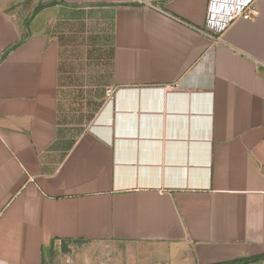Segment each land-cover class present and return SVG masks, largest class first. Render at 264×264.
Listing matches in <instances>:
<instances>
[{
  "label": "crops",
  "instance_id": "1",
  "mask_svg": "<svg viewBox=\"0 0 264 264\" xmlns=\"http://www.w3.org/2000/svg\"><path fill=\"white\" fill-rule=\"evenodd\" d=\"M235 2L0 0V264H264V0Z\"/></svg>",
  "mask_w": 264,
  "mask_h": 264
},
{
  "label": "rangeland",
  "instance_id": "2",
  "mask_svg": "<svg viewBox=\"0 0 264 264\" xmlns=\"http://www.w3.org/2000/svg\"><path fill=\"white\" fill-rule=\"evenodd\" d=\"M104 246H101V245ZM79 244V248L66 255L54 254L50 264H114V254L107 242Z\"/></svg>",
  "mask_w": 264,
  "mask_h": 264
},
{
  "label": "built area",
  "instance_id": "3",
  "mask_svg": "<svg viewBox=\"0 0 264 264\" xmlns=\"http://www.w3.org/2000/svg\"><path fill=\"white\" fill-rule=\"evenodd\" d=\"M229 4L230 6L226 7V12L229 17L228 19L235 15H240L247 20H253L257 15V8L253 4V0H238V2ZM106 95L108 102H110L113 99L114 90L112 88H108Z\"/></svg>",
  "mask_w": 264,
  "mask_h": 264
}]
</instances>
